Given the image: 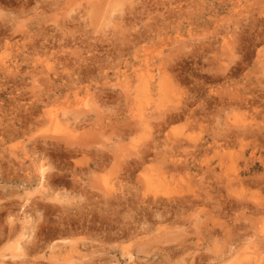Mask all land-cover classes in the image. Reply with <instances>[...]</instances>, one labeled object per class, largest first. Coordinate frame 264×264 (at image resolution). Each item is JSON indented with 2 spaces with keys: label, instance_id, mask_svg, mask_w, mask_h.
<instances>
[{
  "label": "rangeland",
  "instance_id": "rangeland-1",
  "mask_svg": "<svg viewBox=\"0 0 264 264\" xmlns=\"http://www.w3.org/2000/svg\"><path fill=\"white\" fill-rule=\"evenodd\" d=\"M0 264H264V0H0Z\"/></svg>",
  "mask_w": 264,
  "mask_h": 264
},
{
  "label": "bare ground",
  "instance_id": "bare-ground-1",
  "mask_svg": "<svg viewBox=\"0 0 264 264\" xmlns=\"http://www.w3.org/2000/svg\"><path fill=\"white\" fill-rule=\"evenodd\" d=\"M39 165H41V164H39ZM39 167V166H38Z\"/></svg>",
  "mask_w": 264,
  "mask_h": 264
}]
</instances>
